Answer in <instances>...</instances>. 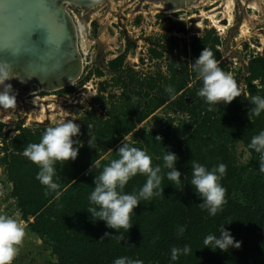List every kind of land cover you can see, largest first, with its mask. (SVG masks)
<instances>
[{
    "label": "trees",
    "instance_id": "16d2710c",
    "mask_svg": "<svg viewBox=\"0 0 264 264\" xmlns=\"http://www.w3.org/2000/svg\"><path fill=\"white\" fill-rule=\"evenodd\" d=\"M167 43L173 49L180 45L173 37H168ZM217 43V37L209 39L204 34L181 45L175 56L170 55L167 74H160V79L138 76L130 68L127 78L118 76L124 84V99L106 118L92 120L87 117L77 123L80 134L73 139L78 140V145H74L79 148L78 156L74 161L64 164L58 161L54 165L53 179L59 184L56 191H47L36 178L39 167L23 155L28 144L40 142L48 126L18 127L9 136L0 121V152H3L0 161L12 184L10 195L16 198L22 218H32L28 222L30 231L50 246L53 264H114L120 257L139 259L143 264H264V172L259 170L260 153L249 147L252 138L264 131V112L259 116L249 112L253 105L246 99L255 95L264 97V55L248 60L247 96L237 97L230 104L209 105L197 95L203 81L192 65L203 48H208L224 70L215 48ZM152 52L156 58L161 57L153 49ZM176 55L188 60L182 61ZM122 61L121 57L112 60L111 68L117 69ZM168 86L173 88V93L165 91ZM165 103L185 114V119L180 124H168L158 130H142L126 139L130 146L145 150L152 157L154 167L161 166L164 194L140 202L131 213L132 227L128 231L107 228L104 221H94L97 218L87 211L93 206L89 197L95 187V175L119 158L117 150L124 136ZM89 133L94 143L86 142ZM235 141L242 142L255 158L251 173L246 172V166L236 163L232 150ZM103 149H112L109 159L101 157ZM167 150L178 157L175 167L181 172L180 185L174 186L167 179L170 169L163 167ZM193 161L208 170L221 163L227 166L220 180L227 190V203L215 216L199 206L202 198L190 183ZM97 162L99 168L95 167ZM145 182L146 177L137 174L129 180L124 192H138ZM236 194L243 200L240 201ZM180 226L185 228L182 235H178ZM222 226L241 242L239 248L221 251L204 246L206 236H219ZM105 232L111 235L104 237ZM185 245L191 252L171 260V249Z\"/></svg>",
    "mask_w": 264,
    "mask_h": 264
},
{
    "label": "rangeland",
    "instance_id": "374dc122",
    "mask_svg": "<svg viewBox=\"0 0 264 264\" xmlns=\"http://www.w3.org/2000/svg\"><path fill=\"white\" fill-rule=\"evenodd\" d=\"M174 1L101 0L92 7L67 4L65 9L75 23L78 36L81 60L78 77L55 90L46 89L40 83L11 79L9 83L16 95L17 108L0 109L3 130L12 136L18 127L38 128L66 119H75L74 122L79 123L87 117L92 120L106 118L124 99V84L118 76L127 78L130 68L138 76L160 79V74H167L170 55L175 56L181 45L204 34L209 39L218 38L215 48L220 54L219 61L224 63V71L236 79L241 96H247L248 60L255 55H264V0H229L227 4L226 0H183L184 3L177 5ZM168 37L177 38L179 47L173 49L167 43ZM152 49L161 57L156 58ZM120 57L122 65L113 70L110 62ZM185 117L173 110L170 103H165L150 112L124 137L130 139L132 134L142 130L177 125ZM85 140L94 143L92 133L87 134ZM232 150L236 163L246 166V172H250L255 158L242 142L232 143ZM111 154L112 149L101 151L104 159H109ZM2 155L0 152V157ZM0 181L3 191L9 194L10 183L1 161ZM236 197L243 200L240 195L236 194Z\"/></svg>",
    "mask_w": 264,
    "mask_h": 264
},
{
    "label": "clouds",
    "instance_id": "9594fccd",
    "mask_svg": "<svg viewBox=\"0 0 264 264\" xmlns=\"http://www.w3.org/2000/svg\"><path fill=\"white\" fill-rule=\"evenodd\" d=\"M192 68L203 81V86L197 95L204 98L207 104L218 105L221 102L230 104L235 98L242 95L236 79L218 66L212 50L203 48L195 59ZM14 78L18 77L12 71L10 63L7 61L0 62V85H3V91H0V109L14 110L17 108L13 86L6 83V81ZM165 91L174 92L171 86H168ZM172 99H175V95H172ZM246 99L253 105L249 112L256 116L264 112V97L255 95ZM74 120L66 119L52 122L46 128L40 142L28 144L23 151V155L39 167L36 178L46 187L47 191H56L59 188V184L53 179L56 174L54 167L56 162L59 161L64 164L69 160L74 161L78 156L79 148L74 147V145H78V140H74L73 137L80 134V125ZM88 127L90 126L88 125ZM156 139L162 138L156 136ZM249 147L260 153L259 170L264 172V131L252 138ZM117 152L119 158L113 159L109 165L102 169L99 175H95L93 181L95 187L89 197L90 204L93 206L89 207L87 211L92 217L97 218L93 219L94 221H104L107 228L119 232L120 229L128 231L132 227L130 223L131 213L142 200L151 201L154 197L164 194V191L161 187L163 179L161 166L154 167L152 157L145 150L130 146L124 137ZM177 159V155L168 150L167 154L163 156V167L170 169L167 172V179L174 186L180 185L181 178V172L175 167ZM92 167L93 164L90 171ZM95 167H100L98 162ZM191 168L192 179L190 183L203 201L199 206L201 209H206L210 216H215L223 210V205L227 203L225 198L227 190L220 183L226 174L227 166L221 163L212 170H208L204 165L193 161ZM137 174L144 175L146 182L138 192L125 193V186ZM184 231L185 228L180 226L178 235H182ZM25 235V227L16 218L0 214V264H12L19 254ZM110 235V233L105 232L104 237ZM120 238L123 239L122 234ZM203 243L204 246L221 251H228L230 247L239 248L241 246V242L235 240L224 226L221 227L219 236L209 234ZM190 252L191 249L187 245L183 248L173 247L171 260L175 261L180 255H187ZM114 264H143V261L120 257L114 261Z\"/></svg>",
    "mask_w": 264,
    "mask_h": 264
},
{
    "label": "water",
    "instance_id": "95a60500",
    "mask_svg": "<svg viewBox=\"0 0 264 264\" xmlns=\"http://www.w3.org/2000/svg\"><path fill=\"white\" fill-rule=\"evenodd\" d=\"M100 2L0 0V62L10 63L15 79L49 87L71 83L79 75L81 60L75 23L65 7Z\"/></svg>",
    "mask_w": 264,
    "mask_h": 264
},
{
    "label": "crops",
    "instance_id": "0c3cea01",
    "mask_svg": "<svg viewBox=\"0 0 264 264\" xmlns=\"http://www.w3.org/2000/svg\"><path fill=\"white\" fill-rule=\"evenodd\" d=\"M8 182L11 189L12 184L10 181ZM10 207L15 208L12 203H10ZM12 217L25 227L26 232L23 245L12 264H53L55 260L51 254L50 246L29 229L28 222L32 221V218H22L20 212H13Z\"/></svg>",
    "mask_w": 264,
    "mask_h": 264
},
{
    "label": "built area",
    "instance_id": "2783aa9c",
    "mask_svg": "<svg viewBox=\"0 0 264 264\" xmlns=\"http://www.w3.org/2000/svg\"><path fill=\"white\" fill-rule=\"evenodd\" d=\"M0 193H2V195H0V214L12 216L13 212L14 213L19 212L18 207L16 206L15 197L11 196L10 193L6 194L3 191V184L1 181H0ZM6 202H8V204ZM10 203H12L13 206L15 207L13 210L10 208ZM5 204H7V206H5ZM10 210L12 212H10Z\"/></svg>",
    "mask_w": 264,
    "mask_h": 264
},
{
    "label": "bare ground",
    "instance_id": "6f19581e",
    "mask_svg": "<svg viewBox=\"0 0 264 264\" xmlns=\"http://www.w3.org/2000/svg\"><path fill=\"white\" fill-rule=\"evenodd\" d=\"M186 1V0H185ZM189 1V0H188ZM229 2V0H226L225 1V3L227 4ZM182 3H184V1L183 0H175L174 1V4H182ZM167 4V3H166ZM168 6V5H167ZM180 6V5H179ZM230 17V16H229ZM218 28L220 29L221 28V26L218 24ZM77 33V32H76ZM78 37V36H77ZM24 80V79H23ZM27 81V80H26ZM9 83V82H8ZM66 85V84H65ZM46 89H49V90H55V89H58V88H60V87H49V86H47V85H43ZM64 86V85H63Z\"/></svg>",
    "mask_w": 264,
    "mask_h": 264
}]
</instances>
